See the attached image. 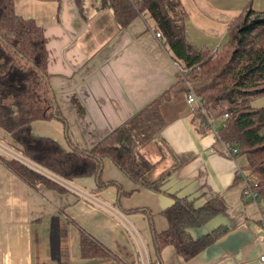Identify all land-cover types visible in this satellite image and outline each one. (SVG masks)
<instances>
[{"label":"crops","instance_id":"1","mask_svg":"<svg viewBox=\"0 0 264 264\" xmlns=\"http://www.w3.org/2000/svg\"><path fill=\"white\" fill-rule=\"evenodd\" d=\"M98 1L84 0L80 10L73 0L12 1L17 15L42 27L49 87L65 119L33 121L30 132L66 150L68 141L84 150L93 147L154 97L180 86L153 22L138 14L122 27L111 10L96 9ZM179 1L187 17L186 40L207 51L222 45L228 24L247 5L264 9V0ZM184 94L163 104L168 121L142 147L154 161L144 181L167 179L157 190L132 182L109 158L100 167L101 188L93 176L67 181L66 191L43 182L29 186L1 161L21 153L0 129V143L10 150L0 153V264H264L261 207L242 194L245 183L235 179L238 162L220 153L218 133L208 125L199 130ZM253 104L264 105V95ZM172 195L196 197L198 206L212 198L223 205L204 226L188 229L194 237L226 229L188 261L172 245L158 256L151 239L152 228L159 233L167 227L162 209L172 204ZM81 231L116 258L82 256Z\"/></svg>","mask_w":264,"mask_h":264},{"label":"trees","instance_id":"2","mask_svg":"<svg viewBox=\"0 0 264 264\" xmlns=\"http://www.w3.org/2000/svg\"><path fill=\"white\" fill-rule=\"evenodd\" d=\"M12 1L0 0V129L12 138L24 159L65 181L93 176L96 186L101 188L104 183L100 167L103 159L109 158L132 182L160 189L166 178L144 181L154 161L144 156L142 147L164 128L167 119L163 104L179 92L186 93V81L200 97L205 111L193 108L199 130L207 127L206 117L216 120L217 138L229 146V152L234 149L231 155L223 149L220 153L238 162L242 174L236 169V180L248 178L249 186H244L242 194L261 207L260 221L264 225V105L253 104L256 97L264 95V9L247 5L228 24L222 45L207 51L193 48L186 40L187 17L179 0H99L96 9L111 10V16L122 27L138 14L150 19L154 31L161 33L167 53L179 64L182 77L178 72L180 86L175 83L154 97L93 147L84 150L68 141L70 149L66 150L53 138L30 132L33 121L65 119L59 115L49 87L42 27L17 15ZM83 1L73 0L79 10ZM1 161L29 186L43 182L57 190H68L21 160L2 156ZM172 196V204L162 209L167 227L159 233L152 228L151 239L158 256L163 247L172 245L188 261L226 232L217 227L194 237L188 229L204 226L223 205L217 198L198 206L196 197ZM80 236L82 256L109 254L116 258L99 249L84 231Z\"/></svg>","mask_w":264,"mask_h":264},{"label":"built area","instance_id":"3","mask_svg":"<svg viewBox=\"0 0 264 264\" xmlns=\"http://www.w3.org/2000/svg\"><path fill=\"white\" fill-rule=\"evenodd\" d=\"M155 34V37L156 38H161L162 36H161V33L159 32V31H155L154 32ZM173 63H174V67H175V69L177 70V72H179L180 73V76L182 77V70L179 68V64L177 63V62H175V61H173ZM184 84L186 85V87H187V91H186V93L184 94V96H185V98H186V102L189 104V105H191V106H193L194 108H196V107H199V109L201 110V111H203V107H202V102H201V99H200V97H198L197 95H196V93H195V90L193 89V87L190 85V83H187L186 81H184ZM192 111H193V109H192ZM204 113H205V111H203ZM226 116V115H225ZM211 121H212V119H210L209 117H206V122H205V124L206 125H208L209 127H210V129L214 132V134L215 135H217V132H216V130L213 128V125H211ZM221 144H222V149H223V151L225 152V153H227V154H229V155H231V152H233L234 151V149L231 151V152H229V146L227 145V144H225V143H223L222 141H221ZM23 160H21V159H19L18 157H16V159L18 158L19 160H21L22 162H24L25 164H27L29 167H32L33 169H36L38 172H41L42 174H45L46 176H48V177H50L51 179H53L54 181H57V183H59V184H61V185H66V183H67V181H65V180H63L61 177H57L56 175H54L53 173H50V172H48V171H46V170H42V168H40L39 166H37L36 164H34V163H32L31 161H28V160H26V159H24L23 157H22V155L20 156ZM237 171H238V173L241 175L242 174V172L240 171V168H239V166H237ZM242 178V180L245 182V185L248 187L249 186V180H248V178L247 177H245V176H242L241 177ZM120 213V212H119ZM122 216H123V213H120ZM126 227H127V225H125ZM261 259H264V255H261V257H260Z\"/></svg>","mask_w":264,"mask_h":264},{"label":"rangeland","instance_id":"4","mask_svg":"<svg viewBox=\"0 0 264 264\" xmlns=\"http://www.w3.org/2000/svg\"><path fill=\"white\" fill-rule=\"evenodd\" d=\"M167 114H169V113H167ZM165 116H166V114H165ZM166 118L168 119V115H167ZM167 121H168V120H167ZM213 124L216 125V126L218 125V124H216V120L213 121ZM2 143H3V142H2ZM8 151H10L9 148L4 147V146L0 143V153H6V152H8ZM16 157H18L19 159L23 160V159L20 157V155H19V156L16 155ZM66 181H68V180H66ZM68 182L72 183L71 181H68Z\"/></svg>","mask_w":264,"mask_h":264}]
</instances>
